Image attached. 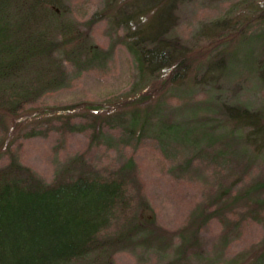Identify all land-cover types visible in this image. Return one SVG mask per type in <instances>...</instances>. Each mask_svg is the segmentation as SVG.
Segmentation results:
<instances>
[{"label":"trees","instance_id":"16d2710c","mask_svg":"<svg viewBox=\"0 0 264 264\" xmlns=\"http://www.w3.org/2000/svg\"><path fill=\"white\" fill-rule=\"evenodd\" d=\"M185 1L188 0H103V7L93 13L87 23L105 20L114 30L111 35L115 36L114 43L125 45L133 59L134 83L127 91L101 103L33 109L17 138L44 135L53 130L60 142L67 134H83L96 145L112 140V134L116 133L124 137V144L132 145L133 142L136 147L153 129L159 152L170 164L167 171L172 179L173 172L178 170L181 174L193 166L196 157L203 158L202 154L207 156L204 157L206 166L211 161L218 162L219 167L220 161L225 165L227 154L231 153L218 149L209 154L207 149L213 142L225 139L229 130L231 138L239 140L241 145L237 157L245 153V147L258 144V136L264 138V121L258 122L261 117L243 105L220 103L211 92L198 104L186 108L187 120L169 122L163 119L161 110L169 94L180 92L192 101L198 86L204 84L203 79L213 90L219 79L233 73L229 72L228 64L223 74L218 72L220 68H214L223 63L228 40L243 33L264 30V7L250 10L248 7L246 17L236 15V22L233 21L236 29L231 35H220L210 45L209 53L200 59L192 58L189 47L175 34L178 8ZM64 13L62 0H0L1 134H5L7 127L1 124L3 112L18 116L32 104L30 99L60 86L62 80L57 78L41 84L45 70L40 65L69 42L67 36L71 32L64 26ZM231 21L223 16L213 24L225 31ZM81 48L84 47L79 50ZM73 49L61 52L68 57L77 52ZM85 50L88 57L84 64L89 66L101 57L106 59L110 53L95 43ZM196 61L211 77L205 75L199 79L198 75H191L190 78ZM32 73L36 74L34 84L28 80ZM261 82L264 84V78ZM204 109L205 113L221 115L223 123L220 124L224 127L221 134L211 132L210 123H200L201 127L197 124L198 111ZM211 120L214 119L205 121ZM228 125L232 129L227 130ZM242 131V135H236ZM259 147L254 150L258 154L262 149ZM185 152L186 157L182 155ZM182 158L183 162H179ZM134 168L130 157L111 174L79 175L51 182L37 179L34 184L2 174L0 264H105L100 261L101 257L110 259L118 252L137 247L151 251L154 243L157 247L153 253L163 259H160L162 264H193L194 254L202 241L201 233L209 229L210 224L221 226L223 249L230 240L226 237L228 230L234 232L236 240L248 233L250 227H261L264 231V197L245 198L264 188V180L242 190L234 185L231 189L217 184L211 201H203L201 205L193 196L189 200L181 199L184 202L178 210L181 221L165 226L158 223L154 210L141 199L140 189L135 186L138 174ZM178 178L174 181L175 189L185 185L181 182L184 179ZM182 188L175 190L176 197L184 195ZM224 253L219 254L225 256ZM236 257L234 260L238 262L240 256ZM227 261L223 260V264ZM239 262L264 264V250L257 252L251 261Z\"/></svg>","mask_w":264,"mask_h":264},{"label":"rangeland","instance_id":"374dc122","mask_svg":"<svg viewBox=\"0 0 264 264\" xmlns=\"http://www.w3.org/2000/svg\"><path fill=\"white\" fill-rule=\"evenodd\" d=\"M102 2L103 0H62L65 12L64 26L71 32V35L67 36L69 42L63 47L67 51L72 50L76 45L79 47L73 49L77 52L68 57L62 54L61 50L65 52L62 47L59 51L53 52L51 57L45 58L43 64L40 65L45 70L41 84L57 78L58 81L62 80L58 88L40 97L37 96L38 98H29L32 104L18 116L3 112L4 121H1V124L4 123L7 127L5 134L0 133V176L6 174L8 178H20L26 180V183L34 184L37 179L51 182L55 179L67 180L79 175H105L116 172L131 157L135 165L133 171L138 174L139 181L136 179L135 186L140 189L143 196L141 199L154 210L158 223L165 226H173L181 221L179 211L184 204L181 199L189 200V197L193 196L194 200L199 203L198 205H201L203 201H211V197L214 196V187L217 184L227 188L234 185L236 189L242 190L264 180V138L258 136V144L251 142L252 145L245 147V153L237 157L236 153L241 145L238 143L239 140L231 138L232 133L230 132L232 131L229 130L231 127L229 125L226 128L229 131L225 139L213 142V146L207 149L209 154L218 149L231 153L229 156L227 154L228 160L224 163L225 165L219 160L222 168L217 166L216 161H211L210 165L206 166L207 156L202 154L200 156L203 158L196 157L193 166L184 169L181 174L178 170L176 173L173 172L175 174L173 179L167 171L170 169L169 162L165 161L159 152V144L153 136L155 131L153 129L138 142L136 147H133V142L132 145L124 144V137L116 133L112 134L114 140H106L96 145L89 142L83 134H67L60 142L53 130L47 131L44 135L17 138L22 133V128L26 126L25 123L28 122L31 112H34L33 109L44 106L101 103L127 91L134 83L136 69L133 59L125 45L114 43L115 36L111 37L114 30L107 25L105 20L93 24L87 23L91 15L103 7ZM248 7L249 10L251 8L261 9L264 7V0L185 1L178 8L175 34L185 46L189 47V55L200 59L209 53L210 45L216 42L220 35H231L233 29H236L234 25L236 15L246 17ZM223 16L232 20L225 31L223 27H216L213 24L216 19ZM251 17L250 15L249 18ZM94 43L101 49L110 50V53L106 59L104 58L105 61L101 57L94 65L89 66L84 64L88 57L85 47L89 44L94 45ZM80 47L84 48L79 50ZM223 56V63L214 65L215 70L220 68L218 72L223 74L225 65L228 64L227 68L231 70L229 72L233 73H228L219 79L213 90H211L212 87L205 85L206 81L203 79L204 84L198 86L192 101L180 92L169 94L161 110L164 120L169 122L187 120L186 108L195 103L198 104L200 100L205 99V95L211 92L210 95H214L220 103L243 105L261 117L259 123L264 121V84L261 82L264 78V30L249 34L243 33L228 40ZM201 66L197 61L193 63L194 69L190 73V78L191 75H198L199 79L205 77V69ZM34 73L30 74L28 80L31 82H28L36 81ZM205 112V109L198 111L197 124L210 123L208 124L211 127L210 131L221 134L224 128L220 124L223 121L221 115ZM208 118L214 120L205 121ZM244 130L247 131L246 128ZM242 133L243 131L236 135H242ZM226 142H228L227 146H225ZM7 144L10 145L9 150ZM258 145L262 148L259 149V154L254 151ZM172 151L169 153L172 154ZM182 155L186 157V152ZM184 158L177 161L183 162ZM178 164L177 166L180 167ZM179 176L184 179L181 182L185 185L183 188L176 186L175 189L174 181L179 179ZM179 188H182L185 196H175V190ZM248 197L251 199L264 197V188L245 198ZM250 228L248 233L238 236V240L235 239L234 232L232 234L228 230L226 237L230 240L228 246L223 249L221 238L224 233L222 234L221 226L210 224V228L201 233L202 241L197 248L198 253L196 251L194 254L193 264L197 262L223 264V260L226 259H228L227 264L251 261L257 252L264 250V231L257 226ZM175 241L176 239L173 243ZM155 247L157 246L154 243V248L149 249L151 251L143 247L129 248L114 254L110 259L101 257L100 261L105 264H156V262L162 264L161 258L153 253ZM222 252H225V256H220ZM236 256H240L239 263L234 260ZM210 258L211 261H207Z\"/></svg>","mask_w":264,"mask_h":264}]
</instances>
